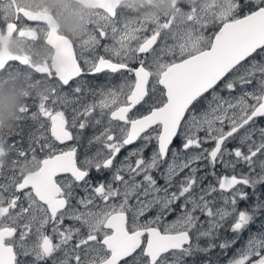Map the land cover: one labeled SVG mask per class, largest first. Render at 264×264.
<instances>
[{
	"label": "snow or ice",
	"instance_id": "obj_1",
	"mask_svg": "<svg viewBox=\"0 0 264 264\" xmlns=\"http://www.w3.org/2000/svg\"><path fill=\"white\" fill-rule=\"evenodd\" d=\"M95 3L0 58L43 83L0 134V264H264V0Z\"/></svg>",
	"mask_w": 264,
	"mask_h": 264
},
{
	"label": "flooded vegetation",
	"instance_id": "obj_2",
	"mask_svg": "<svg viewBox=\"0 0 264 264\" xmlns=\"http://www.w3.org/2000/svg\"><path fill=\"white\" fill-rule=\"evenodd\" d=\"M27 10V12H24ZM8 13L3 16L4 12ZM45 11L52 13L57 23V31L72 40H76L72 29L67 28L60 21L61 18L54 10H48L43 4V0H0V51L2 46L9 51L10 56L28 58L31 65L45 66V47L44 36L49 29L46 23H29L25 16L44 14ZM18 25L15 33L10 32L8 25ZM33 32L36 38L19 35V32ZM50 50H48L49 53ZM47 53V55H48ZM54 67V65H48ZM109 74L102 73L96 76H89L86 79L93 85L104 84ZM43 83L37 81V74L26 65L17 66L13 61V67L7 72H0V134L13 130L19 112L18 109L24 103L27 94L40 92ZM31 122H25V133ZM14 140L18 137L14 136ZM26 139V137H25ZM3 178L0 177V182Z\"/></svg>",
	"mask_w": 264,
	"mask_h": 264
},
{
	"label": "rangeland",
	"instance_id": "obj_3",
	"mask_svg": "<svg viewBox=\"0 0 264 264\" xmlns=\"http://www.w3.org/2000/svg\"><path fill=\"white\" fill-rule=\"evenodd\" d=\"M134 2L139 3L140 0H129L124 3ZM146 2L152 3L153 0H146ZM156 2H159V0H156ZM43 4L46 9L54 10L55 12H57V14L61 17L59 18L60 21L64 23L67 28L72 29L76 39L84 34L86 29L88 28L89 20L97 11L86 8L73 0H43ZM7 13L8 11H5L3 16H5ZM104 42L106 41H102V43ZM47 53L48 49L47 47H45V56H47ZM171 218L174 217H170L169 219ZM255 227L256 226H254L253 230H255Z\"/></svg>",
	"mask_w": 264,
	"mask_h": 264
},
{
	"label": "water",
	"instance_id": "obj_4",
	"mask_svg": "<svg viewBox=\"0 0 264 264\" xmlns=\"http://www.w3.org/2000/svg\"><path fill=\"white\" fill-rule=\"evenodd\" d=\"M77 2L82 3L83 5L87 6V7H96V3L95 0H75ZM122 0H115L116 3H120ZM40 14V13H39ZM44 14H46L47 16H49L51 18L52 21V26H54L55 28L57 27V23L56 20L54 18V16L51 13L45 12ZM9 51L6 50V48H3V50L0 52V58H4V59H8L9 58ZM13 56H10V58H12Z\"/></svg>",
	"mask_w": 264,
	"mask_h": 264
}]
</instances>
